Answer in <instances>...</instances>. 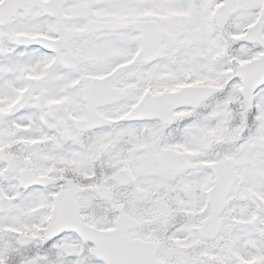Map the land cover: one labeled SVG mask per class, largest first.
<instances>
[{
    "label": "snow or ice",
    "instance_id": "6c2138e0",
    "mask_svg": "<svg viewBox=\"0 0 264 264\" xmlns=\"http://www.w3.org/2000/svg\"><path fill=\"white\" fill-rule=\"evenodd\" d=\"M0 264H264V0H0Z\"/></svg>",
    "mask_w": 264,
    "mask_h": 264
}]
</instances>
